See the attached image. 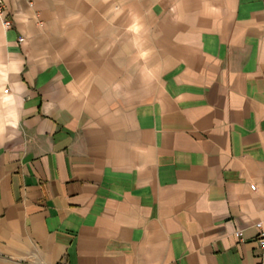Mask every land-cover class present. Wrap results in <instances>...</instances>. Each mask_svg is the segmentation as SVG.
I'll return each mask as SVG.
<instances>
[{"label": "crops", "instance_id": "0c3cea01", "mask_svg": "<svg viewBox=\"0 0 264 264\" xmlns=\"http://www.w3.org/2000/svg\"><path fill=\"white\" fill-rule=\"evenodd\" d=\"M4 2L0 264H264V0Z\"/></svg>", "mask_w": 264, "mask_h": 264}, {"label": "built area", "instance_id": "2783aa9c", "mask_svg": "<svg viewBox=\"0 0 264 264\" xmlns=\"http://www.w3.org/2000/svg\"><path fill=\"white\" fill-rule=\"evenodd\" d=\"M0 21L6 28L11 27L13 24L11 18L9 17V12L7 10L4 0H0ZM21 40H23V38ZM4 92H8V89H5ZM251 188L256 189V185H251ZM256 226L260 229V232L258 233V241H259L260 247L264 248V223L257 222ZM236 234L238 237H240L242 241L244 240L242 230H238Z\"/></svg>", "mask_w": 264, "mask_h": 264}, {"label": "clouds", "instance_id": "9594fccd", "mask_svg": "<svg viewBox=\"0 0 264 264\" xmlns=\"http://www.w3.org/2000/svg\"><path fill=\"white\" fill-rule=\"evenodd\" d=\"M116 15L119 16L120 15V11H116ZM141 29V26L139 25L138 22L133 23V25L130 27L129 31H133L138 33ZM148 52H141V58L144 59L145 57H147ZM8 99H11V97H9Z\"/></svg>", "mask_w": 264, "mask_h": 264}]
</instances>
